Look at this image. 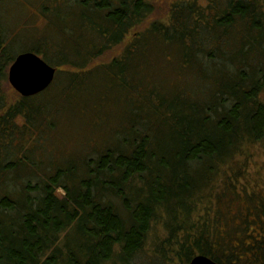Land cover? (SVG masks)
Segmentation results:
<instances>
[{"label": "trees", "instance_id": "obj_1", "mask_svg": "<svg viewBox=\"0 0 264 264\" xmlns=\"http://www.w3.org/2000/svg\"><path fill=\"white\" fill-rule=\"evenodd\" d=\"M17 1L57 76L10 103L0 19V264H264V0Z\"/></svg>", "mask_w": 264, "mask_h": 264}, {"label": "rangeland", "instance_id": "obj_2", "mask_svg": "<svg viewBox=\"0 0 264 264\" xmlns=\"http://www.w3.org/2000/svg\"><path fill=\"white\" fill-rule=\"evenodd\" d=\"M163 1L164 3H166V6H167V3L172 0H163ZM165 12H166L165 8L161 9L159 12L156 13L155 17L159 19L161 18V16L167 15V13ZM35 13H36L35 10L30 9L26 7L25 5L20 6L17 0H0V19H1V22L5 24V27L8 30V33H10L9 37H13L14 34L18 31V29L23 30L20 33V35L16 38L15 43L12 46L11 51H10V53H12L14 57L28 50L29 47H27L28 46L27 43H32L35 41L33 38V34H35L37 29L36 30L32 29V28H35L33 27V25L36 24V21H34ZM26 25H28V27ZM122 52H123V48L118 47L117 49L111 50L110 53L108 52L105 56L99 58V61L101 60V62L103 63L106 61L109 62L112 58L116 57ZM8 70L9 69L5 71L6 75L4 73L6 78L3 80L4 81L3 87L6 92L7 98L9 99V102L13 103L15 102V100H17L16 97L19 96L20 94L17 90H15L11 86L9 82ZM106 107L110 109V110L107 109L106 111L109 110V114H111V117H113L112 123L115 124L116 123L115 119H119L121 115V109H123L124 106L123 105L116 106L113 104V102H110V104L106 105ZM63 117L69 123L74 122L75 120L78 119L73 114H71V112H65L63 114ZM76 130H79L80 132L81 129L77 126ZM77 136L79 137V135H75V136H71L70 138L68 133L66 134V137H69L68 141L70 144L73 142V140H75ZM250 158L251 159L248 160L250 172L248 173V177L244 178L245 179L244 182L248 181L249 184L251 183L250 185L252 187L259 186L260 188L264 190V150H262L260 147L253 150L251 152ZM22 176L24 175L22 174ZM59 193L61 195L63 194L62 191H60Z\"/></svg>", "mask_w": 264, "mask_h": 264}, {"label": "water", "instance_id": "obj_3", "mask_svg": "<svg viewBox=\"0 0 264 264\" xmlns=\"http://www.w3.org/2000/svg\"><path fill=\"white\" fill-rule=\"evenodd\" d=\"M57 68L47 63L38 53L22 52L9 67L11 86L23 97L34 96L50 88L56 78ZM190 264H219L207 255L194 256Z\"/></svg>", "mask_w": 264, "mask_h": 264}]
</instances>
